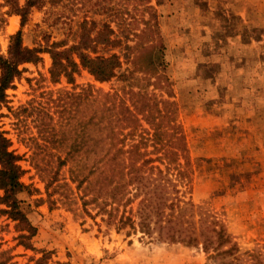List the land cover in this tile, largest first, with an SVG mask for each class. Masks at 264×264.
Segmentation results:
<instances>
[{
    "label": "rangeland",
    "instance_id": "1",
    "mask_svg": "<svg viewBox=\"0 0 264 264\" xmlns=\"http://www.w3.org/2000/svg\"><path fill=\"white\" fill-rule=\"evenodd\" d=\"M146 5L157 14L153 27L164 47L158 68L166 80H143L124 45L145 40L132 34L146 26L141 16L153 23L148 10L140 14ZM20 22L0 0V52L7 54L18 29L24 45L41 49L37 61L20 65L1 109L0 124L23 168L25 187L17 196L35 227L26 247L17 221L0 211V249L9 251L14 264H215L201 245L117 230L92 204L87 208L94 216L83 209L70 180L77 160L63 164L60 157L68 146L90 142L80 135L81 122L92 128L87 121L95 102L79 96L84 88L114 93L112 113L132 110L116 121L124 144L170 143L171 125L178 122L192 162L186 195L225 224L228 246L257 249L264 258V0H43ZM107 26L122 39L130 34L121 45L90 42L98 54H121L114 77L96 80L82 66L72 80L60 69L51 72L48 49L75 44L82 33L108 32ZM140 89L151 98L133 94ZM157 125L165 131L158 138L151 134Z\"/></svg>",
    "mask_w": 264,
    "mask_h": 264
},
{
    "label": "trees",
    "instance_id": "2",
    "mask_svg": "<svg viewBox=\"0 0 264 264\" xmlns=\"http://www.w3.org/2000/svg\"><path fill=\"white\" fill-rule=\"evenodd\" d=\"M42 1L25 0L20 4L19 0H6L10 11L20 15L21 25L31 7L39 6ZM144 10L149 11L153 23L145 21L141 16L146 26L140 33L132 35L137 38L145 36V40L124 45L126 49H131V62L135 70L142 73L143 80H151V77L157 81L162 78L166 80L158 68L164 62V47L159 41L158 30L153 27L157 25V14L151 5L141 8V15ZM127 23L129 24L128 20ZM105 30L109 31H98L94 35L82 33L75 44L61 49H48L52 57L51 72L55 73L56 69H60V74L72 80V73L82 66L96 80L105 81L114 77L122 65L121 54L116 51L98 54L90 42L121 45L124 40L130 39V34H125L122 39L112 27L107 26ZM40 51L37 47L24 45L21 29H18L10 36L7 54L0 52V120L1 109L7 102L6 90L20 74V65L23 62L37 61ZM133 94L140 99L151 98L141 89L133 91ZM88 95L95 102L94 111L87 121L92 128H85L86 121H82L80 135L82 138L89 136L90 142L86 144L82 141L77 149L70 145L63 158L60 157L63 164L72 157L77 160L69 168L70 180L76 182L75 187L80 191L83 209L88 214H101L102 219L107 224H114L117 230L128 228L127 233L140 232L159 241L201 245L208 260L215 264L264 263L260 250L247 249L240 252L228 246L229 236L225 224L206 207L195 203L186 195L187 190L191 189L192 162L183 128L178 122L174 121L171 125L170 143L154 144L151 148L141 146L138 142L124 144L119 138L123 127L117 125L116 121H123L125 112L133 115L132 110L127 106L122 114H118V111L110 112L114 93L88 88L79 93L81 98H87ZM167 101L162 99L161 102ZM134 107L138 109L137 105ZM152 128V137L158 138L165 134L158 125ZM11 146L12 140L0 124V189L3 191L0 203L6 206L0 208V211L17 221L16 226L22 231L18 235L19 242L27 247L30 245L28 239L35 233V227L22 211L21 200L17 196V192L25 184L20 179L23 174L19 163L20 155ZM158 152L159 156H149ZM88 204L96 208L95 214H91ZM0 264H14L7 249H0Z\"/></svg>",
    "mask_w": 264,
    "mask_h": 264
}]
</instances>
